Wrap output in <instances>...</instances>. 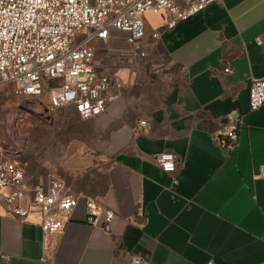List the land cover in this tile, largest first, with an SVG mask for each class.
<instances>
[{
	"label": "crops",
	"instance_id": "1",
	"mask_svg": "<svg viewBox=\"0 0 264 264\" xmlns=\"http://www.w3.org/2000/svg\"><path fill=\"white\" fill-rule=\"evenodd\" d=\"M146 16L150 55L97 52L96 70L124 82L86 120L97 146L76 140L54 163L78 198L63 231L43 247L39 213L15 217L0 199V264H264V106H248L251 82L264 80V0H218L156 40L166 18ZM118 38L125 44L113 35L105 45ZM232 113L242 126L225 151L212 135ZM140 120L147 134L136 132ZM161 152L177 157L175 173L155 163ZM85 199L114 212L108 232L87 224Z\"/></svg>",
	"mask_w": 264,
	"mask_h": 264
},
{
	"label": "built area",
	"instance_id": "2",
	"mask_svg": "<svg viewBox=\"0 0 264 264\" xmlns=\"http://www.w3.org/2000/svg\"><path fill=\"white\" fill-rule=\"evenodd\" d=\"M218 0H0V87L28 102L38 112L54 114L70 108L81 120L104 114L120 97L123 80L116 73L96 70L98 46L113 35H122L131 53L144 58L152 46L145 41L147 14L165 16L160 30L173 29ZM230 72L229 68L224 69ZM250 111L264 106V80H253L248 91ZM242 126V115L229 114L223 128L214 133L216 144L225 151L234 148ZM149 124L138 121L136 132L147 134ZM166 173H175L178 159L171 152L153 156ZM26 170L17 155L0 143V199L11 215L25 218L40 215L41 242L47 247L51 236L63 231L78 198L71 194L66 181L48 174L29 189ZM264 179V165L260 167ZM30 200L22 206L27 193ZM86 222L105 232L110 230L114 212L85 199ZM144 260L133 259L134 264ZM211 264V263H208Z\"/></svg>",
	"mask_w": 264,
	"mask_h": 264
},
{
	"label": "rangeland",
	"instance_id": "3",
	"mask_svg": "<svg viewBox=\"0 0 264 264\" xmlns=\"http://www.w3.org/2000/svg\"><path fill=\"white\" fill-rule=\"evenodd\" d=\"M145 19L150 23V17L145 16ZM106 47L113 48L107 55H128L129 52V46L122 43L121 38L108 46L102 45L98 55H102ZM146 55H150L149 52ZM143 63V69L149 70L150 63L147 60ZM29 105L8 88L0 87V143L17 155L25 166L26 182L34 185L45 181L48 174H55L54 163L73 142L85 140L96 147L99 136L95 124L82 121L69 108L49 114Z\"/></svg>",
	"mask_w": 264,
	"mask_h": 264
}]
</instances>
